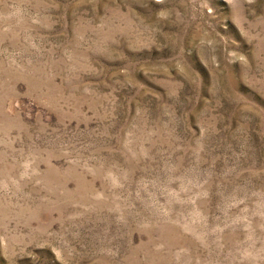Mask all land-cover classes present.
<instances>
[{
  "label": "rangeland",
  "instance_id": "1",
  "mask_svg": "<svg viewBox=\"0 0 264 264\" xmlns=\"http://www.w3.org/2000/svg\"><path fill=\"white\" fill-rule=\"evenodd\" d=\"M0 264H264V0H0Z\"/></svg>",
  "mask_w": 264,
  "mask_h": 264
}]
</instances>
